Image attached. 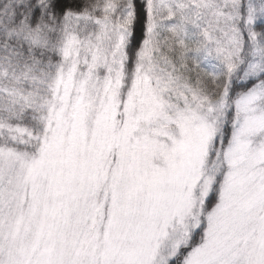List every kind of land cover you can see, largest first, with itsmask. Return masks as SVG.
Wrapping results in <instances>:
<instances>
[{"label":"snow or ice","instance_id":"obj_1","mask_svg":"<svg viewBox=\"0 0 264 264\" xmlns=\"http://www.w3.org/2000/svg\"><path fill=\"white\" fill-rule=\"evenodd\" d=\"M0 264H264V0H0Z\"/></svg>","mask_w":264,"mask_h":264}]
</instances>
